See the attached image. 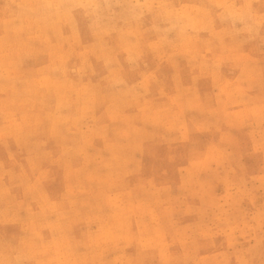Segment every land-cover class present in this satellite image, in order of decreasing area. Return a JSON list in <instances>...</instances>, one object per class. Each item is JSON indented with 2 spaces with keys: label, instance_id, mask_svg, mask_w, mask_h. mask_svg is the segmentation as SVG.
<instances>
[{
  "label": "rangeland",
  "instance_id": "rangeland-1",
  "mask_svg": "<svg viewBox=\"0 0 264 264\" xmlns=\"http://www.w3.org/2000/svg\"><path fill=\"white\" fill-rule=\"evenodd\" d=\"M0 264H264V0H0Z\"/></svg>",
  "mask_w": 264,
  "mask_h": 264
}]
</instances>
